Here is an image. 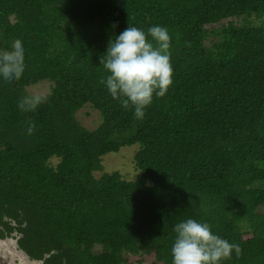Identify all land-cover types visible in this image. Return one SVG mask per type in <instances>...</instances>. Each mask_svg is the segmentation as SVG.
Wrapping results in <instances>:
<instances>
[{
  "label": "trees",
  "instance_id": "1",
  "mask_svg": "<svg viewBox=\"0 0 264 264\" xmlns=\"http://www.w3.org/2000/svg\"><path fill=\"white\" fill-rule=\"evenodd\" d=\"M263 18L264 0H0V49L22 41L26 63L0 80V239L43 264H172L193 218L239 245L224 264H264ZM130 25L171 37L173 85L142 120L100 83ZM128 147L135 174L105 170Z\"/></svg>",
  "mask_w": 264,
  "mask_h": 264
},
{
  "label": "clouds",
  "instance_id": "2",
  "mask_svg": "<svg viewBox=\"0 0 264 264\" xmlns=\"http://www.w3.org/2000/svg\"><path fill=\"white\" fill-rule=\"evenodd\" d=\"M149 37L151 39H149ZM171 37L166 27L153 25L147 32L135 26L127 27L109 41L100 64L107 75L100 83L111 97L125 109H133L138 120L145 117V109L154 98L164 97L173 85L174 69L170 54ZM25 48L20 40L9 49H0V80L19 81L25 72ZM40 94H26L18 101L21 112H33L46 102ZM36 125L29 121L27 134L32 135ZM171 247L172 264H224L239 245L213 232L207 222L188 218L174 225Z\"/></svg>",
  "mask_w": 264,
  "mask_h": 264
},
{
  "label": "rangeland",
  "instance_id": "3",
  "mask_svg": "<svg viewBox=\"0 0 264 264\" xmlns=\"http://www.w3.org/2000/svg\"><path fill=\"white\" fill-rule=\"evenodd\" d=\"M251 20L255 21V17H251ZM259 23L264 22V18L258 21ZM50 90L49 84L41 85V87L30 88L31 94L45 93ZM89 109L85 110L88 111ZM82 123L90 128H96L100 122V118L97 112H93L91 115L81 114ZM133 147H128L120 154L111 153L105 160V170L111 169L117 170L118 168H126L123 173L131 175L135 174L133 171L132 158L134 156ZM55 162V160H54ZM132 175V176H133ZM144 264H152L154 258L146 255L144 256ZM0 264H43L42 261L31 260L29 256L18 247L17 238L0 239Z\"/></svg>",
  "mask_w": 264,
  "mask_h": 264
}]
</instances>
